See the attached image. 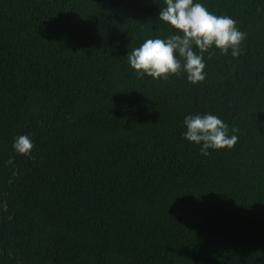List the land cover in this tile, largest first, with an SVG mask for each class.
Returning <instances> with one entry per match:
<instances>
[{
	"label": "trees",
	"instance_id": "1",
	"mask_svg": "<svg viewBox=\"0 0 264 264\" xmlns=\"http://www.w3.org/2000/svg\"><path fill=\"white\" fill-rule=\"evenodd\" d=\"M198 2L245 39L192 85L127 62L164 0H0V264H264V0ZM198 113L234 147L183 139Z\"/></svg>",
	"mask_w": 264,
	"mask_h": 264
},
{
	"label": "clouds",
	"instance_id": "2",
	"mask_svg": "<svg viewBox=\"0 0 264 264\" xmlns=\"http://www.w3.org/2000/svg\"><path fill=\"white\" fill-rule=\"evenodd\" d=\"M158 19L174 31L163 39H145L127 53L128 65L137 78L167 80L183 73L187 82L195 85L206 79L204 53L211 48L232 58L241 54L245 33L237 27V21L228 15L213 14L198 0H164ZM183 126L186 130L182 138L199 145L202 156H208L209 150L232 149L239 139L236 127L230 129L211 113L186 114ZM32 148L28 135L13 140L12 149L17 154L31 157Z\"/></svg>",
	"mask_w": 264,
	"mask_h": 264
}]
</instances>
